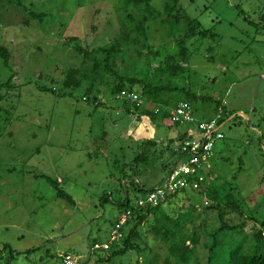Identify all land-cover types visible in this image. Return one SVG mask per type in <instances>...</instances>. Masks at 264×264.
<instances>
[{"label":"rangeland","instance_id":"rangeland-1","mask_svg":"<svg viewBox=\"0 0 264 264\" xmlns=\"http://www.w3.org/2000/svg\"><path fill=\"white\" fill-rule=\"evenodd\" d=\"M150 4L154 14L139 32L140 8L125 0H0V44L9 54L8 64L0 58V264H58L64 252L85 264H164L168 246L150 216L141 233L151 250L105 261L92 244L106 241L119 219L126 181L149 187L168 176L173 139L189 125L162 122L154 104L149 114L126 111L99 80L98 104L83 100L81 88L52 92L62 71L81 64L77 48L97 46L119 48L120 71L158 86L159 101L188 100V89L210 98L189 100L196 117L220 120L209 177L201 191L177 192L157 213L174 217L184 205V231L196 225L200 245L214 236L223 260L238 245L252 253L250 228L264 231V0ZM184 15L214 34L180 38ZM47 177L72 201L57 196ZM132 185L131 203L139 196ZM192 248L203 264L206 248Z\"/></svg>","mask_w":264,"mask_h":264},{"label":"trees","instance_id":"trees-1","mask_svg":"<svg viewBox=\"0 0 264 264\" xmlns=\"http://www.w3.org/2000/svg\"><path fill=\"white\" fill-rule=\"evenodd\" d=\"M150 1L151 0H125L124 7H135V8L139 7L142 13V17L139 20H136V23L134 24V29L136 31L144 32L146 28V26H144V23H146L147 21L149 22V20L152 19V17L150 16H152L154 12L151 8ZM168 5L169 3L166 2L164 8H168ZM183 17L185 19L186 28L184 30V33L180 36V38L190 39L196 36L206 37L207 35L209 36L214 34L210 29L201 28L199 22L195 18L190 19L185 15ZM118 50L119 48L114 46H110V47L97 46V47H93L91 50L85 47H78L77 48L78 54H81L83 58L81 64L79 66L69 68L66 71H62V75L60 79L61 87L59 89H52V92L56 90V94L58 96H67V95L71 96L72 91L81 88L82 90H84V95L82 96L83 100H89L92 101L93 103L98 104L97 95L101 94L100 93L101 87H99L98 84L101 82L102 84L106 85L111 95L123 101L126 111H130L132 108H134L139 110L141 109L145 114L146 113L149 114L150 109L147 107L148 104L170 106V104L167 102L159 101L156 94L159 90L158 86L148 83L143 78L137 77L135 75H130L128 73H123L120 71V69L118 68V58H116V53ZM0 58H2L5 61V64H8L9 62L8 51L1 44H0ZM108 77H110L111 81L107 82ZM97 80H99L98 84H96ZM1 85L2 84H0V86ZM135 85L141 86L140 91L135 89L134 87ZM42 89L48 90V88L45 87H43ZM94 91H96V95L90 97L86 96L89 92H94ZM122 91H126V93H130V92L137 93L139 95L140 101L139 102L131 101L129 98L126 97L127 94L124 95L121 94ZM185 92L187 94L188 100L183 99L182 101L187 102L189 105H190L189 102L190 99L192 100L200 99L205 101L210 100V98L207 96L192 93L190 89L185 90ZM191 113L194 116L196 122L205 121L203 119L196 117L193 114L192 109H191ZM154 114L155 115L153 116L157 117L158 115L162 122L169 124L167 113H154ZM218 123H220V120ZM193 125L196 126L195 123H193ZM184 135L185 134H180L179 137L177 138L181 139L182 137H184ZM144 142L146 143V145L150 144L149 140H146ZM137 159H139L138 156L134 158L135 161H137ZM163 179L164 178H162V180ZM46 180L53 186L57 196L64 197L67 201H72L70 199V196L66 192H64L63 189L58 184L59 181L54 180L50 177H47ZM136 183L137 185L136 187H134V189L138 191L139 196L136 198L135 202L131 203L128 197V187L130 186L133 187L134 185L132 184H136ZM125 184H126L125 197H123L121 202H119L118 204L121 205L122 207L121 213H124L128 210L130 211V214L127 216L125 222L121 226H119V231L123 234L122 239L111 244L110 248L106 250L96 249L105 252V257H104L105 261H109L115 256L123 255L129 250H136L138 253L143 251H148V249L151 250L152 248L149 246V243L144 239L141 233V226L150 216L153 218V221L155 222V224L153 223V226H151V228L157 234H160L161 239L168 246L167 247L168 254L165 256V259L163 260L164 264H172V262H174L175 264H201L200 260L196 258V255L193 253L192 250L193 249L192 247L196 249L197 246L198 247L201 246V249L206 248L207 250V255L206 256L202 255L203 264H264V235L261 227H258L259 224L257 223L253 224L252 227L250 228L251 229L250 231H253L251 239L254 240V243L252 244L253 246L252 253L244 252L243 248L240 245H238L235 248L231 249L228 252L227 258L223 260V258L217 257L219 255H217L216 254L217 252H215L216 239L214 236L212 237L213 238L212 241L209 240L207 242H204L202 245H200L199 239L201 235L199 234V232L196 231L197 230L196 225L193 231L191 232V234L186 233L184 231L185 223L181 222L180 219V216L182 214L184 213L188 214L187 209L186 208L185 210L183 209L184 205L183 206L178 205L177 213L176 216L174 217L173 216L171 217V215L168 214H164L163 216H161L160 214L157 213V209L162 203L166 202L170 198V196L167 197L166 200L155 206H151V205L137 206V202H136L137 199L152 186L146 187L142 182L133 181V180H128L126 181ZM199 191H201V189L198 190L197 192ZM169 218L173 219L174 224L173 225L171 224L172 226H170L171 220ZM192 219H193L192 214L190 213L189 216L187 215L185 217V222H188ZM118 222L119 219L116 220L115 225L112 229L116 227V224ZM263 224L264 222L261 223V226ZM178 225L179 227L177 228ZM230 227L234 229L235 227H237V225H232ZM178 231H180V233H177ZM245 234L248 233L245 232ZM187 241L191 242L192 247L186 243ZM94 243H96V241H94L93 244ZM99 260L102 259L99 258Z\"/></svg>","mask_w":264,"mask_h":264},{"label":"built area","instance_id":"built-area-1","mask_svg":"<svg viewBox=\"0 0 264 264\" xmlns=\"http://www.w3.org/2000/svg\"><path fill=\"white\" fill-rule=\"evenodd\" d=\"M261 78L264 80V73L261 74ZM121 94H127L126 97L131 101H140L139 95L135 92L122 91ZM153 112L167 113L170 123L189 126L186 128L184 137L174 139L175 144L172 150L176 154V160L168 176L142 194L136 201L137 206L158 205L180 190H199L210 170L215 143L223 138V133L219 130L218 118L196 122L187 102L180 101L174 106L159 105L157 107L156 105ZM129 214L128 210L121 213L119 222L109 233L108 239L101 243H94L92 250H106L111 244L121 240L123 234L119 231V226L125 222ZM59 258L58 264H84L79 255L70 252L59 254Z\"/></svg>","mask_w":264,"mask_h":264},{"label":"clouds","instance_id":"clouds-1","mask_svg":"<svg viewBox=\"0 0 264 264\" xmlns=\"http://www.w3.org/2000/svg\"><path fill=\"white\" fill-rule=\"evenodd\" d=\"M176 104H177V103H176ZM176 104H173V105H170V106H174V105H176ZM153 106H154V105H153ZM168 106H169V105H168ZM169 123H170V122H169ZM185 132H186V130H185ZM185 132H184V133H185ZM184 133H183V134H184ZM176 138H177V137H176ZM173 141H174V139H173ZM175 160H176V159H175ZM209 171H210V170H209ZM209 171H208V173H207V178L209 177ZM207 178H206V180H207ZM206 180H205V181H206ZM205 181H204V182H205ZM160 182H161V181H160ZM204 182H203V183H204ZM203 183H202V185H203ZM202 185H201V186H202ZM154 186H155V185H153L152 187H154ZM152 187H151L150 189H152ZM200 189H201V187H200ZM200 189H199V190H200ZM148 190H149V189H148ZM186 190H187V189H186ZM183 191H185V190H180V191H178V192H183ZM191 191H194V192H195V191H198V190H191ZM170 196H171V195H170ZM263 233H264V231H263Z\"/></svg>","mask_w":264,"mask_h":264},{"label":"crops","instance_id":"crops-1","mask_svg":"<svg viewBox=\"0 0 264 264\" xmlns=\"http://www.w3.org/2000/svg\"><path fill=\"white\" fill-rule=\"evenodd\" d=\"M184 132H185V130H184ZM254 224H256V223H254Z\"/></svg>","mask_w":264,"mask_h":264},{"label":"water","instance_id":"water-1","mask_svg":"<svg viewBox=\"0 0 264 264\" xmlns=\"http://www.w3.org/2000/svg\"><path fill=\"white\" fill-rule=\"evenodd\" d=\"M125 184V183H124Z\"/></svg>","mask_w":264,"mask_h":264}]
</instances>
